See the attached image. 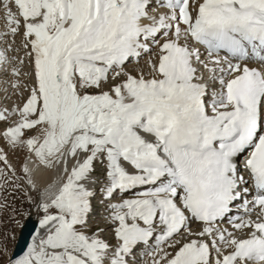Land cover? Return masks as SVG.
Wrapping results in <instances>:
<instances>
[{
  "label": "snow or ice",
  "instance_id": "6c2138e0",
  "mask_svg": "<svg viewBox=\"0 0 264 264\" xmlns=\"http://www.w3.org/2000/svg\"><path fill=\"white\" fill-rule=\"evenodd\" d=\"M0 72L6 264H264V0H0Z\"/></svg>",
  "mask_w": 264,
  "mask_h": 264
},
{
  "label": "rangeland",
  "instance_id": "374dc122",
  "mask_svg": "<svg viewBox=\"0 0 264 264\" xmlns=\"http://www.w3.org/2000/svg\"><path fill=\"white\" fill-rule=\"evenodd\" d=\"M2 127L3 124L0 123V128ZM9 159L15 166H17V168H19V163L23 159V153L12 152L9 150ZM2 197H7V203L11 205V207L5 210H0V244L4 243L5 237H7V248L9 253H11V250L16 241V239L14 240L12 239V237L15 236L17 238L19 229L24 220H26L25 217L20 216L18 213L21 210L26 209L28 205L26 202H24L22 193H13L12 189L3 191L2 195H0V199H2ZM98 198L99 196L97 197V199ZM13 207L17 210V213L12 212ZM13 216H15V220L19 221L18 224L13 221ZM93 227H95V223L93 224ZM0 264H6L4 257H0Z\"/></svg>",
  "mask_w": 264,
  "mask_h": 264
},
{
  "label": "bare ground",
  "instance_id": "6f19581e",
  "mask_svg": "<svg viewBox=\"0 0 264 264\" xmlns=\"http://www.w3.org/2000/svg\"><path fill=\"white\" fill-rule=\"evenodd\" d=\"M19 40H20V38L17 37V43L18 44H19ZM11 55H15V53H11ZM19 55L21 57H23L24 51L21 50ZM25 70H28L27 62H26ZM10 79H11V77L9 74H5L3 72H0V105L9 106V107L13 106L16 103H21L19 97L14 94V90L12 89L11 84L6 83V81H8ZM5 89H7V91H5ZM0 146H2V144H0ZM48 178H49L48 176L43 177L44 180H47ZM32 217L36 221L35 216L33 215ZM97 221L99 222V219L96 218V222ZM225 226H227V225H225ZM193 228H195V225H193ZM34 234H35V231H34L33 235ZM109 238H110V236H109ZM30 241H31V239H30Z\"/></svg>",
  "mask_w": 264,
  "mask_h": 264
},
{
  "label": "water",
  "instance_id": "95a60500",
  "mask_svg": "<svg viewBox=\"0 0 264 264\" xmlns=\"http://www.w3.org/2000/svg\"><path fill=\"white\" fill-rule=\"evenodd\" d=\"M34 231H35V220L33 218L26 219L20 229L13 250H15L17 253L20 252V250L26 245V243L29 242Z\"/></svg>",
  "mask_w": 264,
  "mask_h": 264
}]
</instances>
